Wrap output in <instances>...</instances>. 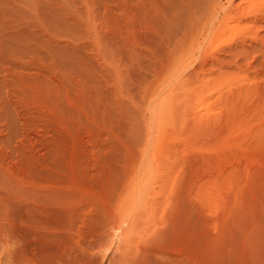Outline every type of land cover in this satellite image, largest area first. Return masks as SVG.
I'll return each instance as SVG.
<instances>
[{
    "label": "rangeland",
    "instance_id": "rangeland-1",
    "mask_svg": "<svg viewBox=\"0 0 264 264\" xmlns=\"http://www.w3.org/2000/svg\"><path fill=\"white\" fill-rule=\"evenodd\" d=\"M209 1L0 0V264H264V44L176 73Z\"/></svg>",
    "mask_w": 264,
    "mask_h": 264
},
{
    "label": "bare ground",
    "instance_id": "bare-ground-1",
    "mask_svg": "<svg viewBox=\"0 0 264 264\" xmlns=\"http://www.w3.org/2000/svg\"><path fill=\"white\" fill-rule=\"evenodd\" d=\"M232 1L233 0H225L224 5L226 6H224L220 0L209 1L203 12L201 11L202 13L199 14L195 20L189 21L183 27V30H180L181 36L180 38L177 37L178 40L176 41V45L181 47L186 46L189 55L177 65L176 73H178V75L188 71L189 76L198 77L205 72L206 66H213V64L216 65L221 63V56L218 55L220 52H217L216 49H213L211 46L209 47L207 44H210L211 39L213 41V38L220 36L224 31V26L226 27L228 24L246 23L248 27L239 41L235 43L236 47L232 48L233 45H230L227 51L223 50V53L231 54L230 51H235L237 48L244 49L243 47H245L246 42L250 43L249 46L260 41L264 44V40L259 34L260 27H264L262 26V24H264V5L262 4V0H240L236 5H233ZM262 29L263 28H261V30ZM208 39H210L209 42ZM235 52L231 55L233 59H236L238 55H240V52L236 54ZM237 62L238 61L235 60L232 63L238 65ZM236 68H240L239 70H241V67L239 66H236ZM176 177L175 179H177ZM142 184H145L144 180ZM143 186L144 185H142V187ZM188 189L191 191V188ZM134 200L132 202H134ZM190 208H192V206ZM190 264H192V262Z\"/></svg>",
    "mask_w": 264,
    "mask_h": 264
}]
</instances>
